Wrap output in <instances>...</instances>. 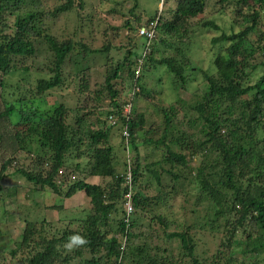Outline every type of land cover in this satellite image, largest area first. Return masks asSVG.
<instances>
[{"label":"trees","instance_id":"1","mask_svg":"<svg viewBox=\"0 0 264 264\" xmlns=\"http://www.w3.org/2000/svg\"><path fill=\"white\" fill-rule=\"evenodd\" d=\"M236 1L238 17L246 21L248 26L243 31L222 33L213 39L215 45L224 44V52L215 59L217 74L204 73L208 85L207 102L196 108L204 120L202 129L200 132L188 133L187 137L185 134L180 137L182 143L189 145L191 155L203 153L199 167L194 173L192 169L190 172H182L175 168L179 165L186 168L188 163L183 153L172 151L165 142L175 117L173 113H166L164 135L157 141L163 144L166 150V156L160 165L166 164L168 169L164 171L171 175L164 180L160 177L157 179L159 186L163 185L166 190L150 198L145 197L142 191L133 192L132 196L133 215L146 209L149 212L154 209L169 211L173 207L170 201L172 196L179 194V186L188 183L182 194L194 198L195 204L202 207L201 213L197 209L198 206L193 210L197 221H200L199 226L195 225V222L191 223L180 231L165 233L164 238L157 234L159 240L161 238L166 243L178 241L177 249L181 255L177 256L170 247L165 248L156 242V235L153 233L135 231L134 234L138 219L131 217V223H128L125 211L123 218H117L115 215L124 205L129 179L128 169L124 176L115 173L110 129L118 124L123 125L122 131L127 134L123 139L130 140L132 147L138 150L136 134L141 130L143 119L141 120L138 114L135 115L134 111L125 114L124 110L129 104L120 98L128 80L133 82L134 89L131 92L134 91V97L138 95L135 92L137 89L146 90L148 85L140 81L145 73H150V63L145 64L147 60L152 62L153 58L148 57L146 60L143 57L145 64L140 67V73L132 66L135 63L138 65L142 56L129 52L137 62L133 58H127L123 63H117L106 72L102 86L99 89L93 87L91 91L90 83L95 82L88 75L92 70L80 68L79 55L83 56L80 61L86 63L89 55L108 54L109 47L93 49L71 39L60 41L48 32L46 25L52 15L67 12L73 7L82 14L85 11L84 0H66L63 6L55 7L52 13L28 11L22 15L18 8H21L25 0H0V153H5V149L11 153L10 157L0 160V190L3 188L1 182L5 179L14 181L22 175L34 187H47L54 194L66 199L74 197L78 192H84L91 199L92 206V210L81 212L82 218H73L71 225L79 223L81 230H72L67 226L57 232L61 234L59 238H39L40 247L44 244L46 248L30 258L27 264H264V69L255 83L245 85L248 78L246 69L251 67L246 63L249 64L257 52L264 54V45H251L246 38L256 32L262 24L264 0H251V3L250 0ZM207 3L208 0L178 1L176 18L164 23L163 29L178 33L182 23L187 24L204 13ZM250 4L257 6H254L252 12H244L242 5L250 9ZM9 7L12 11L7 17H3L2 14L6 13ZM84 17L81 15L82 19ZM159 20V17L155 16L139 28L149 27L155 21L159 25ZM127 25L133 28L130 21H127ZM158 25L156 32L161 28ZM204 26L218 29L213 22ZM10 31L12 33H9ZM156 38L157 33L150 43L153 44ZM259 38L264 42V33H260ZM40 40L48 45L52 61L50 57L49 62L45 61L46 64L35 63L29 66L24 60L20 62L16 59L19 56H25L26 59L34 57L36 49L33 42ZM71 57L78 62L68 84L62 71L66 60ZM173 62L162 59L155 63H167L180 75L181 82L185 83L184 74L187 68L176 70ZM261 65L264 66V62ZM253 67L256 69V66ZM37 73L46 77L38 79ZM34 75L37 81L31 87L30 80ZM15 76H18V79L12 81ZM74 77L78 79L73 86L78 94L77 98H81L83 93H92L95 96L93 102L108 99L111 109L104 113L99 112L105 119L94 118L97 109L71 108L62 103L56 106L47 118L40 119L23 114L24 107L19 108L23 103L35 104L33 100L30 102L31 97L52 94L51 91L59 88L70 91ZM94 86H97V83ZM22 88L25 92L21 95V101L11 103L10 98L17 95ZM111 119L116 120L115 124L110 126L108 120ZM70 120L75 123H69ZM94 120L99 124L96 129L93 128ZM191 124L189 121L187 125ZM86 157L88 164L92 162L89 164V177H110L111 181L102 186L87 182L83 178L75 181L71 179L61 185L62 181L66 180V173L62 170L65 163L70 159ZM17 166L19 168L11 174L9 169ZM79 167L80 165H76L72 168V178L77 176L79 171L86 173L83 166L81 169ZM240 167L243 168L242 172L238 170ZM141 177V166L136 163L130 175L133 188L140 184ZM150 218L151 221L156 220L159 227L162 225L169 228L173 224L184 227L168 215L159 214ZM45 223L44 221V230L47 231L45 226L48 228V225ZM33 224L30 223L23 235L22 244L27 247L30 243L36 244ZM199 230L219 238L218 248L210 259L200 257L197 251L196 233L192 235V232L200 234ZM223 243L231 248L227 253L220 249ZM63 250L65 257L62 255ZM167 254L169 257H166ZM16 255L15 251L11 252V261H15Z\"/></svg>","mask_w":264,"mask_h":264},{"label":"rangeland","instance_id":"2","mask_svg":"<svg viewBox=\"0 0 264 264\" xmlns=\"http://www.w3.org/2000/svg\"><path fill=\"white\" fill-rule=\"evenodd\" d=\"M178 1L180 0H84L85 11L82 14L73 7L67 12L52 15V19L46 22L48 32L60 41L71 39L93 49L109 47L108 54L98 53L87 56L86 63L80 61L83 56L79 55L80 68L83 70L90 68L92 73L88 76H91L93 81L97 83V86H94L95 83H90L92 86L91 91L93 87L99 89L102 86L104 77L107 75L106 72L110 71L117 63H123L127 58H133L137 62V59L131 57L129 52L138 53L142 56L139 64L136 65L135 63L132 66L137 68L138 72L141 70L140 67L145 64V59L147 60L148 57L153 58L152 62L147 60L145 64L150 63V65L148 64L150 73H145L140 81L148 85H146V90L137 89L135 92L138 95L134 97V91L131 92L134 89V86H132L133 82L128 80L124 84L120 98L129 104L124 110L125 114L134 111L135 115L138 114V117H141V120L143 119L141 130L137 131L136 134L138 150L136 151L132 147L130 140L126 141L123 139V136L127 135L126 131H122L123 125L118 124L117 127L110 129V144L114 148L113 164L115 173L124 176L127 173L126 169H128V179V176L133 173L136 163L140 164L142 171L140 184L136 185V187L134 186L133 188L132 179L129 182L127 181L128 191L124 196V205L115 215L117 218H123L125 211L128 223H131V217L132 219H138V225L134 228V234L135 231L136 233H153L156 235V242H159L165 248L170 247V250H173L177 256L181 255L179 254L180 250L177 249L179 245L178 241H167V244L161 238L159 240V235L164 238L165 233L169 234L174 230L180 231L186 225L194 222L195 225L199 226L200 221H197L193 210L196 209L195 206H198L197 209L201 213L202 207L199 204H195L194 198L192 199L182 194L188 187V183L186 182L184 186H179V194L172 196L170 201L173 207L172 209L169 208V211L154 209L152 212H149L146 209L140 210L134 215L133 212L131 213L132 216L127 213V200L130 195L133 196V192L142 191L145 197L150 198L158 196L166 190L163 185L159 186V182L157 181L159 177L164 180L167 176H171L164 171H167V165H160L166 156V150L163 144L157 142L164 135L166 113H173L175 117L173 118L172 125L169 127L165 142L171 147L172 151L183 153L188 163L186 168L179 167V164L175 168L182 172H190L191 169L193 173L196 172L203 153H199L196 156L191 155L192 151L189 145L184 142L182 143L180 137L183 134L187 137L188 133L192 131L200 132L202 129L204 120L200 117V112L196 108L200 104L207 102L206 93L208 85L206 84L204 73L210 75L217 74L215 59L219 54L224 52V44L215 45L213 39L222 33L230 34L232 32L243 31L248 26L246 21L238 17L236 0L225 2L223 0H208L204 13L192 19L191 22H187V24L186 22L182 23L183 25L178 29V33L163 29L164 23H169L176 18L175 13ZM251 2L250 0L249 3ZM65 3L66 0H25L18 10H20L19 13L21 15L28 11H50L52 13L55 7L63 6ZM242 6L244 12L248 10L252 12L254 6L257 5L252 4L250 9L246 5ZM11 11L12 8L9 7L2 16L7 17ZM81 15L85 16L84 19L81 18ZM155 16L159 17L158 27L161 28H159L157 38L152 44L139 36L138 31L140 30L138 28ZM261 18L262 24L258 26L256 32H252L246 37L248 43L251 45H264V42L260 41L259 38V34L264 33V12L261 14ZM138 19L140 20L138 21ZM127 21L131 22V27L133 28L127 25ZM209 22L215 23L218 29L204 26V24L206 25ZM9 33H12V31ZM33 43L36 49L35 56L28 59L25 56H19L16 58L18 61L22 62L24 60L29 66L35 63L42 65L50 57L52 61V54L49 53V47L45 42L40 40ZM148 53L150 54L148 55ZM244 53L246 54V50ZM263 56V53L257 52L251 58L250 63H246V65L251 67L246 69L248 78L245 85L255 83L262 75V70L264 69V66L261 65L264 62ZM143 57L145 58L144 60ZM162 59L173 60V67L176 70L180 68L184 69V67L187 68L184 74L186 82L182 83L180 75L169 67L167 63L162 65L155 63ZM77 62L75 58L71 57L63 65L62 73L68 84L71 82L70 76H73L76 71L75 65H77ZM253 66H256V69ZM37 74L38 79L45 76ZM35 75L30 80L31 87L37 81ZM17 79L18 76L12 77V81H16ZM77 80L75 77L72 79L70 91H66L63 88L55 89L56 91H51L52 94L40 95L35 98L31 97L30 102L33 100L35 104L22 102L23 105H19V108L24 107L23 114L36 116L40 119L47 118L54 108L62 103L71 108L76 107L84 110L97 109L94 118L105 119L106 117H102L99 112L104 113L106 110L111 109L108 99L93 102L92 99L95 96L92 93H83L84 95L82 94L81 98H77L78 94L73 87ZM24 92L25 89L22 88L17 95L10 98L11 103L20 102L21 95H24ZM133 97L134 101L132 105ZM115 120H108V125L115 124ZM189 121L192 122L191 125H187ZM68 122L75 123L74 120ZM196 123L197 125H195ZM98 125L94 120L93 128L96 129ZM149 132L152 133L149 134ZM148 139H153V141ZM4 152L0 153V160L11 156V153H8L7 149ZM91 163L90 161L89 164ZM89 164L87 157L86 159L68 160L65 163L66 169L65 167L62 169L64 174L66 173V180L62 181L61 185L71 179L75 181L85 178L87 182L92 184L106 186L111 181V178L89 177ZM76 165L83 166L86 173L77 171L78 175L72 178V168ZM18 168V166L10 168L9 172L14 174ZM238 170L242 172L243 168L240 167ZM243 173H245V170ZM18 177V179H15L17 181L5 179L1 182L3 188L0 190V264H27L30 258L34 257L38 252L44 251L46 248L44 244L40 247L39 238L45 240H52L54 237L59 238L61 234H57V232L64 230L67 226H70L72 230L75 228L81 230L79 223L71 225L73 218H82L80 215L82 211L92 210L91 199L84 192H78L74 197L66 199L54 194L47 187H34L22 175ZM34 189L36 190L33 191ZM57 207H60V209ZM159 214L170 216L172 219L182 223L184 227L180 228L175 224L169 228H165L162 225L159 227L156 220L151 221L150 218L153 215ZM44 221L48 225V228L45 226L47 231L44 230ZM30 223H34L33 225H35L31 228L33 231H36L34 232L36 244L30 243V246L27 247L22 244V240L26 228L30 227ZM40 228L41 231L39 232ZM195 233L197 251L200 257L212 258L218 248L219 238H214L211 233L200 230V234L194 231L192 235ZM220 249L227 253L231 248L226 243H223ZM127 250H129V244ZM12 251H15L17 254L14 258L15 261H11L10 258ZM64 251H62L63 256L65 255ZM166 257H169L168 254ZM5 258L7 259L5 260ZM186 259L187 261H191L189 258ZM56 264L59 263L56 262Z\"/></svg>","mask_w":264,"mask_h":264},{"label":"built area","instance_id":"3","mask_svg":"<svg viewBox=\"0 0 264 264\" xmlns=\"http://www.w3.org/2000/svg\"><path fill=\"white\" fill-rule=\"evenodd\" d=\"M158 22H152L149 27L144 26L140 28L139 35L146 38L147 40L151 41L154 39L156 35ZM128 179L130 181V176H128ZM127 213L131 214L133 213V203H132V196L130 195L127 200Z\"/></svg>","mask_w":264,"mask_h":264},{"label":"clouds","instance_id":"4","mask_svg":"<svg viewBox=\"0 0 264 264\" xmlns=\"http://www.w3.org/2000/svg\"><path fill=\"white\" fill-rule=\"evenodd\" d=\"M139 30H140V29H139ZM156 33H157V32H156ZM138 34H139V31H138ZM139 36H140V35H139ZM140 37H142V36H140ZM142 38L145 39L144 37H142ZM146 41L150 43L152 40L149 41V40L146 39ZM133 209H134V208H133Z\"/></svg>","mask_w":264,"mask_h":264}]
</instances>
